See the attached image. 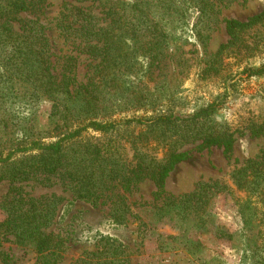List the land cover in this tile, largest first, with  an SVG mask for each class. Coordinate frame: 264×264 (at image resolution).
I'll list each match as a JSON object with an SVG mask.
<instances>
[{"label":"trees","instance_id":"16d2710c","mask_svg":"<svg viewBox=\"0 0 264 264\" xmlns=\"http://www.w3.org/2000/svg\"><path fill=\"white\" fill-rule=\"evenodd\" d=\"M44 1L0 0V85L16 89L26 103L49 105L45 109L47 129L40 131L33 122L16 137V144L0 149V183L5 180L18 185L12 187L1 206L6 212L0 222L2 233L12 235L13 242L22 248L31 246L37 254L36 264H60L65 241L50 228L55 223L59 197L23 194L21 183L53 178L89 204L101 197L111 198L113 195H105L106 185L120 174L112 162L114 153L111 147L103 148L109 162L103 161L99 143L85 142V137L90 132L111 136L119 130L131 133L138 128L144 129L137 141L141 157L129 169L132 177L128 181L143 176L156 188L155 203L143 205L146 208L141 212L149 213L147 221L138 218L145 233L156 236L157 248L173 256L197 259L201 248L207 247L209 235L217 240L237 234L224 231L211 220L212 206L220 197L228 198L234 206L245 242L264 236V144L259 155L232 170L243 198L219 181L201 183L193 192L179 196L164 190L166 177L188 158V146H192L190 150L218 147L228 153L236 135L244 130L264 138V119L245 125L243 131L215 120L230 96L227 89L190 112L169 105L145 109L143 115L130 118H114L104 95L114 86L119 88V79L140 66L150 71L159 65L169 51L167 29L187 19L185 3L196 8L191 16L195 39L200 41L201 33L211 29L217 5L228 0H64L55 27L90 60L89 74L82 81L76 79L71 62L57 69L49 29L42 21ZM29 10L34 12L31 19L22 15ZM263 20L264 11L245 21L226 19L229 38L215 56L245 43L244 35ZM206 64L204 72L218 71L215 58ZM245 72L249 77L264 75V62L246 67ZM134 87L132 93L138 95L129 102L136 110L146 108L143 88L138 84ZM120 197L122 201L112 203L108 210L114 225H126L132 213L125 197ZM158 223L172 232L156 235ZM94 238L93 247L84 250L74 264H129L122 242L104 234ZM244 251L256 255L257 247ZM156 264H172V260Z\"/></svg>","mask_w":264,"mask_h":264},{"label":"rangeland","instance_id":"374dc122","mask_svg":"<svg viewBox=\"0 0 264 264\" xmlns=\"http://www.w3.org/2000/svg\"><path fill=\"white\" fill-rule=\"evenodd\" d=\"M63 1L45 0L42 21L49 29L57 69L71 62L75 66L73 69L75 68L76 79L82 81L85 79L84 76L89 74L87 71L90 60L76 45L62 37L55 27V20L62 9ZM184 9L187 19L167 29L169 51L159 65L150 71L140 66L136 72L119 79L121 83L119 88L114 86L115 89L104 93L113 111V117L140 116L145 113V109L148 111L169 105L190 112L227 89L230 96L214 117L215 120L227 123L233 129L238 128L239 131H243L242 128L253 121L263 120L264 75L249 77L245 69L249 66H259L264 62V20L248 30L246 36L244 35L247 38L245 43L232 47V50L225 51L219 56H215V53L229 38L224 26L225 20L245 21L259 14L264 11V0H228L217 5L213 11L214 22L211 29L201 33L200 41L195 39L198 37L195 35L191 16L193 12L196 13V8L193 4L185 3ZM22 15L31 19L34 12L29 10ZM214 58L218 71L204 72L207 70L206 63ZM137 84L143 88L141 95L145 98L142 103L148 100L146 108L138 107L136 110L129 100L138 95L136 92L132 93ZM147 91L150 92L149 95H145ZM149 99L151 104H148ZM48 106V103L37 106L26 103L16 89H8L2 83L0 149H8L11 144H16V137L30 129L33 122L40 131L47 129L45 109ZM243 132L236 135L233 149L228 153L218 147L190 150L192 146H188V158L178 163L166 177L165 192L179 196L193 192L201 183L219 181L225 183L235 196L243 198L244 193L234 184L232 170L241 166L246 159L259 155L264 144L262 136L251 135L248 130ZM143 133L144 129L140 131L137 128L131 133L119 130L111 136L90 132L85 137V142L99 143L103 161L109 162L103 148L111 147L114 153L112 162H115L120 174L106 185L105 195H113L111 198L101 197L95 204H89L75 198L68 188L53 178L43 182L21 183L23 194L27 191L33 197L49 195L59 197L55 223L50 228L65 241L63 260L60 264H74L78 257L83 256L84 250L93 247L94 237L98 234L110 235L126 245L129 264H156L159 260H163V263L172 260V264H264V236L245 242L246 236L241 229L235 208L229 203L228 198L223 197L218 198L213 204L211 220L224 231L238 232L232 238L214 240L209 235L206 242L208 245L201 248L197 259L184 255L173 256L157 248L156 236L150 235V232L145 233L143 227L139 226V218L146 220L149 214L141 213L146 208L143 205L155 203L156 188L149 179L142 178L143 176L128 181V178L132 177L129 169L133 168L141 157L138 153L141 151V145L137 141ZM156 157L160 158L161 154L157 153ZM17 186L5 180L0 183V222L6 217V212L1 206L12 187ZM121 195L125 197L124 202L132 213L128 216L126 225H114L108 210L112 203L122 201ZM156 229V235L172 232L162 223H158ZM253 245L257 247L256 255L244 251ZM36 257L37 254L31 246L22 248L13 242L12 235L4 234L0 229V264H36Z\"/></svg>","mask_w":264,"mask_h":264}]
</instances>
